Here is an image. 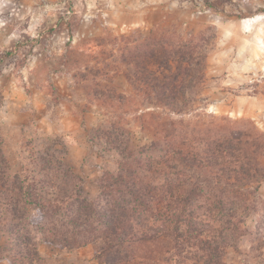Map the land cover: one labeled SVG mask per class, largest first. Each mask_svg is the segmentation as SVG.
<instances>
[{
	"label": "rangeland",
	"instance_id": "rangeland-1",
	"mask_svg": "<svg viewBox=\"0 0 264 264\" xmlns=\"http://www.w3.org/2000/svg\"><path fill=\"white\" fill-rule=\"evenodd\" d=\"M162 29L208 38L205 78L190 95L187 118L212 116L264 137V0H0V264L115 261L100 256L101 239L76 247L47 240L54 225L73 238L69 221L75 211L82 219L60 194L96 200L106 172L118 169L124 146L108 138L112 127L124 128L123 140L139 150L151 146L148 121L157 111L136 102L119 65L125 47ZM258 148L264 170V138ZM262 177L235 200L230 231L216 241L217 264H264ZM19 186L27 194L21 205L33 201L28 212L18 205L20 218L12 213ZM153 250L155 264L206 260L195 249L169 255L158 242Z\"/></svg>",
	"mask_w": 264,
	"mask_h": 264
},
{
	"label": "trees",
	"instance_id": "trees-1",
	"mask_svg": "<svg viewBox=\"0 0 264 264\" xmlns=\"http://www.w3.org/2000/svg\"><path fill=\"white\" fill-rule=\"evenodd\" d=\"M207 41L203 33L182 37L162 29L124 48L119 66L140 96L134 102L157 111L148 121L155 128L152 144L139 150L123 140L128 134L124 128L112 127L108 138L124 146L118 169L106 172L96 200H86L77 192L60 194L78 206L82 219L76 211L70 218L76 227L73 238L54 225L55 234L47 242L76 247L101 239L100 256H114L111 264H155V242L169 255L183 257L195 249L206 258L204 264L218 263L216 255L222 254L216 252L220 251L216 241L222 243L230 231L235 200L244 196L248 182H259L264 173L257 160L264 137L223 126V119L212 116L199 114L200 122L187 118L194 112L189 108L194 102L190 95L205 78ZM140 121L145 122V114ZM15 179L22 183L18 175ZM15 191L12 213L20 218L17 207L27 194L21 186ZM32 202L28 199L21 205L25 212ZM203 203L206 217L200 211ZM209 215L221 229L210 225Z\"/></svg>",
	"mask_w": 264,
	"mask_h": 264
}]
</instances>
